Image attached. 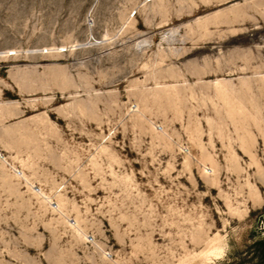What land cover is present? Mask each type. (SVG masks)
Wrapping results in <instances>:
<instances>
[{
	"label": "rangeland",
	"instance_id": "rangeland-1",
	"mask_svg": "<svg viewBox=\"0 0 264 264\" xmlns=\"http://www.w3.org/2000/svg\"><path fill=\"white\" fill-rule=\"evenodd\" d=\"M260 175L264 0H0V264H259Z\"/></svg>",
	"mask_w": 264,
	"mask_h": 264
},
{
	"label": "trees",
	"instance_id": "trees-1",
	"mask_svg": "<svg viewBox=\"0 0 264 264\" xmlns=\"http://www.w3.org/2000/svg\"><path fill=\"white\" fill-rule=\"evenodd\" d=\"M254 249V257L259 259V264H264V240H258L255 241L252 244V247Z\"/></svg>",
	"mask_w": 264,
	"mask_h": 264
},
{
	"label": "bare ground",
	"instance_id": "bare-ground-1",
	"mask_svg": "<svg viewBox=\"0 0 264 264\" xmlns=\"http://www.w3.org/2000/svg\"><path fill=\"white\" fill-rule=\"evenodd\" d=\"M212 173L214 172V170L213 169H209ZM206 172H208V171H206ZM259 180H261V181H263L264 182V178L260 175L259 176ZM57 208V207H56ZM215 244V243H214ZM221 250V249H220ZM214 251V250H213ZM212 252V251H211ZM210 253V252H209ZM215 253V252H214ZM210 255V254H209Z\"/></svg>",
	"mask_w": 264,
	"mask_h": 264
}]
</instances>
